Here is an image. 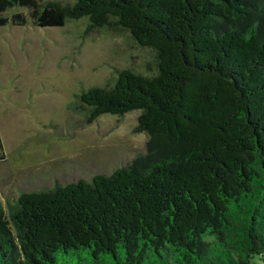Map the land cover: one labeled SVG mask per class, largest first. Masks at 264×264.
I'll use <instances>...</instances> for the list:
<instances>
[{"label":"trees","instance_id":"obj_1","mask_svg":"<svg viewBox=\"0 0 264 264\" xmlns=\"http://www.w3.org/2000/svg\"><path fill=\"white\" fill-rule=\"evenodd\" d=\"M80 18L155 52L75 96L88 123L140 111L145 148L0 204V264H264V0H0V27Z\"/></svg>","mask_w":264,"mask_h":264},{"label":"rangeland","instance_id":"obj_2","mask_svg":"<svg viewBox=\"0 0 264 264\" xmlns=\"http://www.w3.org/2000/svg\"><path fill=\"white\" fill-rule=\"evenodd\" d=\"M155 62V52L137 45L127 30L90 26L87 18L50 28L1 26L0 204L5 211L22 191L110 174L142 153L147 134L135 130L140 111L105 113L88 123L75 96L111 84L122 69L152 75Z\"/></svg>","mask_w":264,"mask_h":264}]
</instances>
